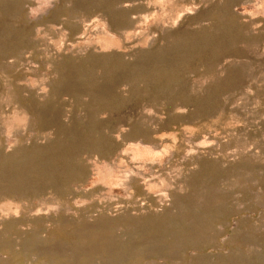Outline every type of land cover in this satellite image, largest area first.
<instances>
[{
    "label": "rangeland",
    "instance_id": "rangeland-1",
    "mask_svg": "<svg viewBox=\"0 0 264 264\" xmlns=\"http://www.w3.org/2000/svg\"><path fill=\"white\" fill-rule=\"evenodd\" d=\"M0 264H264V0H0Z\"/></svg>",
    "mask_w": 264,
    "mask_h": 264
}]
</instances>
